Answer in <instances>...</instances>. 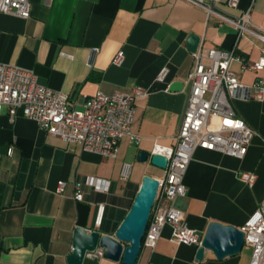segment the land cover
<instances>
[{
	"label": "crops",
	"instance_id": "obj_1",
	"mask_svg": "<svg viewBox=\"0 0 264 264\" xmlns=\"http://www.w3.org/2000/svg\"><path fill=\"white\" fill-rule=\"evenodd\" d=\"M30 2L27 19L0 12V62L33 70L40 84L69 94L80 110L98 93L148 92L136 100L131 125L140 142L122 138L115 157L48 134L21 110L14 118L8 108L0 115V264H69L77 227L114 235L143 177H165L166 170L153 165L150 156L141 162L139 155H151L155 143L178 141L196 66L189 36L200 37L198 48H236L249 62L257 61L264 44L251 34L237 41L236 28L223 16L237 19L253 5L252 27L264 32V0H240L238 8L209 1L212 13L189 0ZM120 51L124 59L118 65L114 59ZM164 68L168 75L158 81ZM232 69L243 83L264 80V70L244 69L238 62ZM175 82L182 87L171 89ZM233 106L256 131L247 154L238 158L196 149L185 176L187 194L175 200L203 237L214 221L242 228L264 202V101L234 100ZM126 163L131 168L124 178ZM240 171L258 175L253 187L239 178ZM61 181L65 187L59 192ZM100 204L105 209L98 223ZM198 249L176 243L166 225L154 249L142 246L136 264H250L252 257L247 245L222 259L206 250L199 260ZM83 264L123 263L105 256L86 257Z\"/></svg>",
	"mask_w": 264,
	"mask_h": 264
},
{
	"label": "built area",
	"instance_id": "obj_2",
	"mask_svg": "<svg viewBox=\"0 0 264 264\" xmlns=\"http://www.w3.org/2000/svg\"><path fill=\"white\" fill-rule=\"evenodd\" d=\"M192 4L215 12L209 1L217 4L222 0H189ZM231 8H238L240 0H224ZM250 5L240 17L223 18L237 30V41L244 34H251L264 44V32L252 27ZM0 12L10 13L27 19L31 15L30 0H0ZM72 57L69 54L62 53ZM196 66L190 74L192 84L188 106L184 114L178 141L175 146L155 143L152 155L167 158L165 177L160 180L158 195L151 211L142 246L154 249L166 225L172 227V239L178 244L203 245V235L191 228L184 212L175 205L178 197L187 194L185 176L193 155L198 148L215 150L238 158L248 151L256 131L241 118L233 106L234 100L264 101V80L253 84L243 83L232 64L238 62L251 71L264 70V55L249 62L236 53V48L225 50L218 47L198 48L194 52ZM124 52L120 51L114 63L120 65ZM168 69L161 70L158 81H164ZM147 90L136 88L132 92L114 94L98 93L86 101L83 110L77 109L69 94L40 84L33 70L0 62V115L4 108L14 118L18 111L36 120L40 127L52 136L69 143H77L84 150L105 157H115L122 138L129 137L138 143L139 135L132 133L131 125L136 113L135 102L146 96ZM9 153H12L10 148ZM131 164H124L122 175L129 176ZM239 178L253 187L258 175L251 171H240ZM65 182L61 181L58 191L62 192ZM83 193L76 192V199L83 200ZM105 206L98 207L97 222L103 217ZM245 232V245L252 248L250 264H264V202L241 228ZM106 250L98 246L88 251L86 257L100 259Z\"/></svg>",
	"mask_w": 264,
	"mask_h": 264
},
{
	"label": "water",
	"instance_id": "obj_3",
	"mask_svg": "<svg viewBox=\"0 0 264 264\" xmlns=\"http://www.w3.org/2000/svg\"><path fill=\"white\" fill-rule=\"evenodd\" d=\"M200 43V37L191 34L188 39V47L191 52H196ZM182 84L175 82L171 89H179ZM148 152H141L139 161L149 160ZM150 162L166 169L168 160L161 155H152ZM160 180L146 175L137 192L130 211L117 228L114 235H102L101 232L88 231L77 227L74 231L73 252L68 256L69 264H83L86 253L95 250L98 246L105 248V256L113 261H121L123 264H136L142 250V242L149 223L151 211L155 204ZM245 246V232L241 228L221 222H211L204 235L203 245L198 249L197 258L203 260L205 251L212 250L222 259L229 255H235Z\"/></svg>",
	"mask_w": 264,
	"mask_h": 264
},
{
	"label": "trees",
	"instance_id": "obj_4",
	"mask_svg": "<svg viewBox=\"0 0 264 264\" xmlns=\"http://www.w3.org/2000/svg\"><path fill=\"white\" fill-rule=\"evenodd\" d=\"M137 192H138V189H136V191H135V193H134V196H133V198H132V200H131V204H130V206H129L127 212L124 213V216H123L122 221L124 220V218H125V216L127 215V213L130 211V209H131V207H132V205H133V202H134V200H135V197H136V195H137Z\"/></svg>",
	"mask_w": 264,
	"mask_h": 264
}]
</instances>
